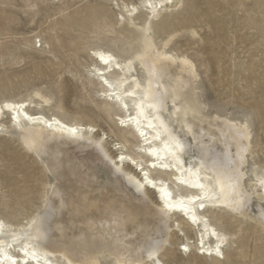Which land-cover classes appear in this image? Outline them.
Masks as SVG:
<instances>
[{"label": "bare ground", "instance_id": "1", "mask_svg": "<svg viewBox=\"0 0 264 264\" xmlns=\"http://www.w3.org/2000/svg\"><path fill=\"white\" fill-rule=\"evenodd\" d=\"M183 1L141 0L125 6V13L133 20L146 12L152 24L162 14L179 11ZM151 31V27L146 30L150 47L144 39L130 60H119L103 49L93 53L99 65L93 73L103 88L101 99L120 112L117 128L138 138L142 155L137 158L127 153L112 158L104 141L93 137V126L32 111L31 100L0 103V132L5 130L1 118L9 114L24 146L46 157L58 183L42 211L27 224L0 217V264H102V258L109 264H164L161 257L179 219L195 233L199 255L221 259L229 237L211 222L209 213L248 217L253 208L257 219L264 221L260 184L264 175L253 171V178L248 176L250 127L206 117L196 99L195 65L169 51L170 39L156 42ZM101 55L112 59L105 64ZM177 141L180 148H176ZM92 147L131 188L126 190L129 197L113 190H102L97 197L86 177H76L72 149ZM143 156L149 158L145 166L138 160ZM237 172L240 187L233 190L231 177ZM149 191L159 205L148 203ZM240 192L246 194L247 206L242 213L233 212L227 205ZM213 231L227 239L221 242Z\"/></svg>", "mask_w": 264, "mask_h": 264}, {"label": "rangeland", "instance_id": "2", "mask_svg": "<svg viewBox=\"0 0 264 264\" xmlns=\"http://www.w3.org/2000/svg\"><path fill=\"white\" fill-rule=\"evenodd\" d=\"M140 1L0 0V103L31 100L32 111L93 126V137L104 141L112 158L121 153L141 156L138 138L117 128L120 112L101 99L93 53L103 49L119 60H130L151 27L156 42L170 39L169 51L195 65L202 113L250 127L248 176L253 178V171L264 175V0H184L179 11L162 14L152 24L146 12L133 20L126 16L125 6ZM10 117L1 118L5 130L0 132V217L27 224L42 211L58 183L46 157L24 146ZM72 152L76 177H86L97 197L102 190L128 196L131 188L96 148ZM138 160L145 166L149 158ZM148 203L159 205L151 191ZM253 210L248 217L208 214L229 237L221 259L199 255L195 233L179 219L162 262L264 264V224ZM101 263L110 261L102 258Z\"/></svg>", "mask_w": 264, "mask_h": 264}, {"label": "snow or ice", "instance_id": "3", "mask_svg": "<svg viewBox=\"0 0 264 264\" xmlns=\"http://www.w3.org/2000/svg\"><path fill=\"white\" fill-rule=\"evenodd\" d=\"M149 7H152V5L150 4ZM155 15V10L154 13ZM145 44L146 47H150V41L148 39V37H145ZM139 58V57H138ZM101 59L104 61L105 64L109 63L110 60L112 59L111 57H108L107 59H105L103 57V55H101ZM129 63H132V61H129ZM105 83H108L107 81H105ZM130 94V93H129ZM157 103H159V98H157L156 100ZM5 107H9L8 105H5ZM12 107H16L15 105H13ZM15 119V118H14ZM121 123H123V121H121ZM73 132H75V129H72ZM141 135H143V133H141ZM240 135H244V133H240ZM181 144L179 143V141L176 142V148H180ZM125 157L124 156H120V160H124ZM231 180L233 181V183L231 184V187L233 190H236L237 188L240 187V175L237 172V174L233 177H231ZM260 184L262 187H264V180L260 181ZM198 198V197H197ZM228 207H230L231 211L233 212H239L242 213L245 209V207L247 206V196L244 192H240L234 199H232L229 203V205H227ZM200 207H204L203 203H201ZM195 222V221H194ZM264 222V221H262ZM2 223H0V228H2ZM213 235H217V233L215 231H213L212 233ZM217 238L221 240V242H223L224 240L227 239V237H220L217 235ZM185 251H187V248H185ZM216 254L219 256L221 255V251H220V246L217 245L216 247ZM69 264H72L71 261H69Z\"/></svg>", "mask_w": 264, "mask_h": 264}]
</instances>
